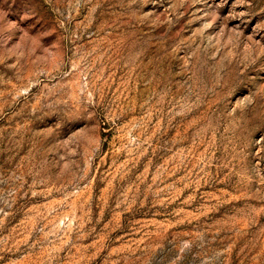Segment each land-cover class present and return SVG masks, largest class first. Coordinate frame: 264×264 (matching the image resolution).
<instances>
[{"label": "rangeland", "instance_id": "1", "mask_svg": "<svg viewBox=\"0 0 264 264\" xmlns=\"http://www.w3.org/2000/svg\"><path fill=\"white\" fill-rule=\"evenodd\" d=\"M0 264H264V0H0Z\"/></svg>", "mask_w": 264, "mask_h": 264}]
</instances>
